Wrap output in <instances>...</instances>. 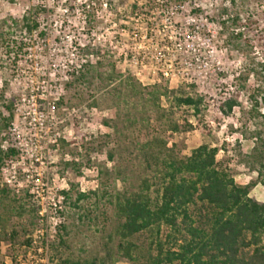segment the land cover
Instances as JSON below:
<instances>
[{
    "label": "rangeland",
    "instance_id": "1",
    "mask_svg": "<svg viewBox=\"0 0 264 264\" xmlns=\"http://www.w3.org/2000/svg\"><path fill=\"white\" fill-rule=\"evenodd\" d=\"M159 5L160 29L164 14L180 5L173 20L184 24L187 15L197 16L199 35L209 38L200 47L208 65L192 81L140 82L120 57L136 42L134 35L150 28L148 19L157 16ZM26 14L38 20L45 37L22 27ZM236 16L238 29L230 22ZM233 30L243 37L230 45L227 32ZM262 63L264 0H0V112L6 114L1 94L14 104L3 144L17 150L9 164L15 180L4 181L11 169L0 172V186L17 192L26 210H36L11 215L4 232L15 228L14 240L0 227V264H52L40 261L36 244L22 246L30 238L38 243L36 230L50 229L58 216L70 246L65 256L128 264L117 249L120 221L113 203L144 181L156 196L160 140L176 156L202 144L216 147L217 160L237 184L256 181L244 156L257 134L264 138V118L256 115L264 114ZM81 64L85 78L70 85L69 74ZM187 96L203 99L198 112L179 103ZM227 99L237 102L230 113L223 109ZM31 180L40 196L31 192ZM82 192L87 198L76 202ZM250 195L264 201V188L257 184ZM86 210L90 218L79 219ZM149 240L148 234L132 239L144 247Z\"/></svg>",
    "mask_w": 264,
    "mask_h": 264
},
{
    "label": "trees",
    "instance_id": "2",
    "mask_svg": "<svg viewBox=\"0 0 264 264\" xmlns=\"http://www.w3.org/2000/svg\"><path fill=\"white\" fill-rule=\"evenodd\" d=\"M230 22L237 29L241 27L238 16ZM20 23L29 34L37 32L38 37H45L36 18L26 14ZM227 33L226 43L230 45L243 37L239 30ZM259 69L264 84L263 63ZM85 73L86 64L74 69L69 74L70 85L84 79ZM259 95L263 102L264 91ZM1 97L6 114L0 112V166L17 155L14 148L3 144L6 129L14 119V104L6 100L4 94ZM178 101L198 112L203 99L187 96ZM254 103L257 106L256 98ZM236 106L235 100L227 99L223 109L230 113ZM256 115L264 118L260 112ZM218 151L216 147L202 144L187 156H176L172 148L160 140V187L156 196H152L149 182L144 181L136 191L117 194L113 203L120 221L117 249L122 261L128 264H264V201L250 195L257 184L264 188V138L257 134L251 153L244 156L246 167L257 175L256 181L245 185L237 184L230 169L217 160ZM86 198V193H77L76 202ZM26 207L17 192L6 185L0 186V227L4 237L14 240L18 234L15 228L4 232L12 214L21 218L26 212L36 213ZM89 215L86 210L79 219L88 220ZM56 229V242L47 244L48 261L52 264H96V260L65 256L70 250L66 227L61 223ZM143 234L150 238L145 247L132 241ZM31 242V238L25 240L22 247L26 250Z\"/></svg>",
    "mask_w": 264,
    "mask_h": 264
},
{
    "label": "built area",
    "instance_id": "3",
    "mask_svg": "<svg viewBox=\"0 0 264 264\" xmlns=\"http://www.w3.org/2000/svg\"><path fill=\"white\" fill-rule=\"evenodd\" d=\"M158 2L160 3V0ZM158 8L157 16L148 19L149 23L147 25H150V28H145L139 34L134 35L131 39L136 42L131 48L120 54V57H122L123 63L129 67L131 74L140 82L157 79L192 81L201 73L197 69L200 70L208 65V62L205 61L206 58L200 54V47L205 45L209 38L207 36L202 38L199 35V19L197 16L187 15L184 24H177L173 20L172 16L175 12L178 9L181 11L183 9V6L180 5L175 7L173 11H167L164 14L162 28L160 29V5ZM157 18L159 19L157 20ZM139 20L140 17L137 18L136 22ZM11 147L13 148V146ZM14 149L16 150V148ZM11 163L12 159L7 160L0 168L3 176L11 169L9 178L4 177V181L8 185L16 177L15 167L9 165ZM33 183L34 187L31 192L40 196L37 190V181ZM57 199L58 202H62L65 197L60 194ZM51 201L54 206V214H58L57 204L53 203V200ZM39 214L42 216V212ZM62 221L61 217H55L51 222L50 229L45 230V232L36 230L35 234H38L39 242L32 241L31 245L32 243L36 244L35 252L38 253L40 261H48L47 244L55 238L56 228ZM43 241L44 246L42 245Z\"/></svg>",
    "mask_w": 264,
    "mask_h": 264
}]
</instances>
